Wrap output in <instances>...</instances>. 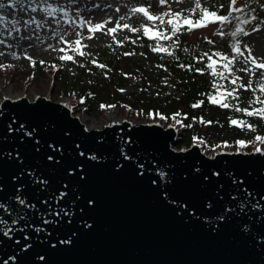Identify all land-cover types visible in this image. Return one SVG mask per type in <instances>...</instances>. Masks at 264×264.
<instances>
[{
	"label": "water",
	"instance_id": "obj_1",
	"mask_svg": "<svg viewBox=\"0 0 264 264\" xmlns=\"http://www.w3.org/2000/svg\"><path fill=\"white\" fill-rule=\"evenodd\" d=\"M62 105L0 104V264H264V151Z\"/></svg>",
	"mask_w": 264,
	"mask_h": 264
},
{
	"label": "trees",
	"instance_id": "obj_2",
	"mask_svg": "<svg viewBox=\"0 0 264 264\" xmlns=\"http://www.w3.org/2000/svg\"><path fill=\"white\" fill-rule=\"evenodd\" d=\"M243 2L244 5L246 2H253L254 8L250 13L255 15L256 11H261L260 15L256 16L258 19L264 20V0H243ZM229 4L230 0H212L211 6L204 3L202 6L223 13ZM169 11L174 12V9L169 7ZM198 16L199 12L190 18L195 20ZM142 21L137 19L134 27L140 28ZM237 26L246 28L247 25H238L236 20H232L230 24L224 25V37L219 44H216L212 38L199 39L195 42L194 47H190L184 38L188 31L187 26L181 23L178 42L174 43L176 37L157 41L162 47L168 49V52L158 53H151L155 40L147 39L142 31L133 32L128 40L123 41L119 37L107 50L98 54L104 58L105 68L98 66L101 61L97 59L80 58V64L75 68V75L69 76L60 61L53 59L47 62L43 61V63L41 60H34V64L33 61H29L27 67L20 69V72L23 76L22 79L30 82L40 76L54 73L57 92L67 97H74L88 111L97 112L119 106L123 108L138 105L139 112L141 111L149 118L150 114L154 117L157 114L162 115L166 123L171 119L179 121L184 134L177 147L188 148L194 139H197L202 141L203 148L208 152L221 142H227L233 148L235 140L240 139L247 143L246 150L250 151L251 143L256 141L255 137L257 135L264 136V121L256 116H248L243 111H235L233 107L222 108L218 103L213 104L209 96H216L218 92L237 88V85L230 82V77L233 79L239 76L238 84L247 86L251 82L255 91L237 88L239 100L228 97L225 102L242 109L247 107L249 111L253 110L261 104H253L252 100L258 96L264 99L257 83V81L262 82L263 80L256 78V74L260 70H255V66L251 65L249 61V68L254 69V75L251 80H246L241 77L240 68L235 66V61H233L230 70H224L220 68L223 61L213 55V59L217 61V67L227 77V79H221L219 76H214L211 69L206 67L210 61L204 55L205 53L212 55L215 52H220L223 55L234 56L231 45L236 41L229 34L235 31ZM166 34L171 36L170 30ZM240 37L238 36V39ZM126 53L131 54L126 55ZM93 60L96 61L95 64L92 62ZM132 60H135L134 64L143 69L141 90L137 94H122L120 89L127 84ZM119 63H123L122 68L119 67ZM181 65L185 67H181ZM189 67L192 68L191 71L188 70ZM196 69H201L203 74L197 72ZM164 78L173 84L174 92L172 94L166 93L167 85L163 82ZM150 84L156 90L153 94L148 89ZM216 85L224 87L218 89ZM194 104L198 106L193 107ZM102 105L106 107L102 108ZM113 105L115 107H108ZM232 120H236L237 123L232 124ZM241 121L244 123H240ZM215 138L220 143L214 142Z\"/></svg>",
	"mask_w": 264,
	"mask_h": 264
},
{
	"label": "rangeland",
	"instance_id": "obj_3",
	"mask_svg": "<svg viewBox=\"0 0 264 264\" xmlns=\"http://www.w3.org/2000/svg\"><path fill=\"white\" fill-rule=\"evenodd\" d=\"M201 2L208 6L212 5V0H201ZM4 3L9 4L11 0H6ZM39 3L41 7L45 6V0H39ZM47 3H50L53 7L64 8L68 15L65 16L62 13H56L54 17H50L47 13L41 11L33 13L30 7H28L29 5L35 6L32 4V0H24V9H19L18 6L17 9L6 7L0 10L7 17L21 21L19 25L21 32L14 33L11 37H8L5 33L3 38L6 39V44L0 45V52L3 53L0 55V96L4 93L14 95L25 92L29 98H32L34 95L48 94L53 103L61 102L66 104L73 112V116L83 120V124L88 128H98L99 125L107 121L108 115L112 114L117 120L124 118L136 125L157 120L163 125L176 126L178 131L182 129L181 124L173 119L166 123L164 119H161L162 115L157 116L159 119H154L152 114H150V118L147 117L141 111L139 112L138 105H135V107L126 106L123 108L119 106L97 112L85 110L80 104V101L76 100L74 97H67L57 92V85L55 84L52 74L40 76L33 82H30L26 79H22L23 76L20 69H25L29 61L41 60L47 62L55 59L60 61L61 66L66 70L69 76H74L75 68L80 64V58L86 60L97 59L101 61V64L98 65L105 66L104 58L98 54L107 50L111 44L119 39V37L125 41L128 40L133 33L122 27L117 29L115 33H108L107 29L116 27L117 23L121 26L124 23H128L134 27L137 19H141L143 20L141 25L150 27L154 31L157 30L155 26L159 24V21H147L142 14H133L130 11L133 6H150V14L156 15H164V13L170 12V7L174 9V12H181L186 15L194 6L193 0H180L179 3L176 2V0H166L164 6H161L158 0H47ZM101 4H111L112 8H114V10L111 11L112 14L106 21H97L91 14V12L101 6ZM248 4L251 5V8H246L245 11L250 13L254 8V3L249 2ZM236 7H244L243 0H237ZM117 8H119V11L116 10ZM229 11L230 7L227 5L223 13L217 12L220 15H227ZM260 13L261 11H256L255 15H260ZM122 16L126 17V19L121 20L120 18ZM33 17L41 22L40 26L36 24L27 26L23 23V21L30 20ZM168 18L169 17L165 16V21H167ZM85 20H91L93 24H105V27L94 34L89 33L87 31V24L83 23ZM260 21L261 20L257 18L256 21L248 24L245 30L252 34L246 37L241 35L239 38L244 56H238L234 61L235 66L240 68L241 77L246 80H251L254 73L244 71L245 68H249L250 66V63L245 65L244 60L247 58L250 61L252 57H255L258 61H264V25L259 24ZM224 25L225 24L215 22L205 27L194 28L192 31L186 32L184 36L185 41L190 47H194L196 44L195 42L199 39L208 40L212 38L216 44H219L224 37V35L219 34ZM257 26H259L261 30L259 32H254L253 29ZM161 29L167 33L170 30V26L165 23L161 26ZM0 33H3L2 28H0ZM89 36L93 38L88 39ZM24 37H31V39H25ZM61 37H64V39L62 40ZM76 39H80L82 42L81 45L78 46L79 50H77V46L74 44ZM8 44H10L11 47H7L6 45ZM155 44H157V40L153 42V46ZM246 46L251 49V56H249ZM61 48L64 49V52L60 51ZM153 52L151 48V53ZM81 53L84 54L81 55ZM61 55L71 56L72 59L62 61L60 59ZM235 55L234 53V56ZM26 57H31V59ZM132 62L127 84L120 89L122 94H137L140 93L141 90L140 84L143 76V69L134 64L135 60H132ZM8 65L11 66L9 67ZM118 65L120 68L123 67V63H119ZM256 75L258 80L262 79V82H264V77L260 75V72ZM231 80L232 78L230 77V81ZM252 81L254 82L255 79ZM163 82L167 85L166 93L172 94L174 92L173 84L167 78H164ZM148 89L152 94L156 91L151 84ZM176 95L178 96V94ZM258 107H264V104L256 108ZM262 121H264V119H262ZM180 137L183 138V136ZM238 141L241 140L239 139ZM180 142L175 148H184L183 146L177 147ZM214 142L220 143L216 138ZM193 144L202 145V141L195 139ZM246 144L247 143H245V146L241 147L238 143H235L234 149H232L230 145H219L210 152L208 151L205 153L209 155L219 152H245ZM257 148L264 151V143L253 141L250 149L256 151Z\"/></svg>",
	"mask_w": 264,
	"mask_h": 264
},
{
	"label": "snow or ice",
	"instance_id": "obj_4",
	"mask_svg": "<svg viewBox=\"0 0 264 264\" xmlns=\"http://www.w3.org/2000/svg\"><path fill=\"white\" fill-rule=\"evenodd\" d=\"M176 2H180V0H176ZM158 3L161 6H164L166 4V0H158ZM194 3V7L192 9L189 10L188 15H184L181 12H166L164 13V15H156V14H150V6L145 7V6H133L130 11L133 14H142V16L144 18H146L147 21H159V24L156 25V29L157 30H153L150 27H146L141 25L140 28L137 27H133L131 25H129L128 23H124L122 26L117 23L116 27L113 28H109L107 29L108 33H115L117 31V29L119 28H123V29H127L131 32H139L143 31V34L145 36H147L149 39H155L157 41H159L161 38L164 40H169L172 37H176L175 42H178V33L180 32L181 29V23H183V25L187 26V30L190 32L192 31L194 28H201V27H205L210 23H215V22H219L220 24H230L232 20H236L238 25H248L254 21L257 20V16L254 14H251L249 12H246L245 9L246 8H251V5L248 4L247 2L245 3L244 7H236L237 4V0H230V11L228 12L227 15H220L218 14L217 11L214 10H210L207 7H203L201 0H193ZM32 4L35 6H31L29 5L28 7H30L31 12L36 13L38 11L47 13L50 17H54L56 13H62L63 15L67 16L68 13L64 10V8L62 7H53L50 3H47V0H45V6L41 7L39 0H32ZM19 6V9H24L25 8V4H24V0H11V3L9 4H5L4 2H2V0H0V10L5 9L6 7H11L14 9H17ZM222 7V6H221ZM18 9V10H19ZM117 11H119V8L116 9ZM197 12H199V16L197 19L193 20L192 18H190L191 16H193L194 14H196ZM235 13H239L241 15H234ZM165 16L169 17L167 19V21H165ZM121 20L126 19V17H121ZM21 21L15 19V18H9L6 15L3 14L2 11H0V28L3 29V33H0V45H5L6 44V39L3 38L4 34L6 33L8 37L13 36L14 33H20L21 32V28L19 27ZM23 23L27 26H31L32 24H36L37 26L41 25V22L36 20L34 17L30 20H25L23 21ZM83 23L87 24V31L89 33H96L98 30H101L105 27V24L102 23H96L93 24L91 20H85ZM107 23V22H105ZM167 24L170 26V33L171 36H169L168 34H166L162 29L161 26L164 24ZM259 24L264 25V20H261L259 22ZM261 29L259 26H257L256 28L253 29L254 32H259ZM220 35H224L223 29H221ZM252 33L248 32L247 30H245L244 27H240L237 26L235 31L231 32L229 35L231 36V38L233 40H235L236 42L233 43L231 45L232 51L236 54L235 56H228V55H223L220 52H215L212 55H208L207 53H205L204 55L207 56L208 61H210L206 67L208 69H211L212 74L214 76H219L221 79H227V77L224 75V72L220 70V68H223L224 70H230L231 66L233 65V61L236 59V57L238 56H244V52L241 50V43L240 40L238 39V36H249ZM79 35V34H78ZM25 39H31V37H24ZM92 36H89L88 39H92ZM61 39L63 40L64 37H61ZM81 40L80 39H76L74 41V44L77 46V50H79V47L81 45ZM209 43H211V41H209ZM7 47H11L10 44L6 45ZM86 47V46H85ZM246 50L249 53V56H251V49L247 48L246 46ZM61 52H64V49L61 48L60 49ZM152 51L154 52H168L167 48L162 47L159 43L155 44L152 47ZM185 51H187V49H185ZM3 53L0 52V55H2ZM84 53H81V55H83ZM131 53H126V55H129ZM169 55H171V53H169ZM213 55L216 57H219L220 60L223 61V64L220 65V68L217 67V61L213 59ZM18 58V57H15ZM31 59V57H26ZM60 59L62 61L64 60H71L72 57L71 56H67V55H61ZM94 64L96 63V61H92ZM41 63H43V61H41ZM245 65H247L249 63V60L246 58L244 60ZM251 65L255 66V70H260V75L262 77H264V61H258L255 57H252L250 60ZM34 64V61H33ZM9 67L11 65H8ZM100 68H104V65H98ZM181 67H185L184 65H181ZM189 71L192 70L191 67L188 68ZM197 72H200L201 74H203V72L201 71V69H196ZM244 71H247L249 73H252L254 71V69L251 68H245ZM240 80L239 76H236L235 78H233L230 82L233 85H237V88H245L246 90H253L255 91L254 86L252 85L251 82L248 83L247 86L245 85H240L237 82ZM258 85H259V91L264 94V82H260L257 81ZM216 87L218 89L223 88V85H216ZM237 88H233L232 90H226L224 92H218V94L216 96H209V99L211 100V102L213 104H219L220 107L222 108H229V107H233L235 111H243L246 115L248 116H256L259 117L261 119H264V107H258V108H254L253 110L249 111L247 107L245 108H240L237 107L234 104H230L228 102H225L226 98L228 97H234L235 99L239 100V95L237 94ZM202 103V101H201ZM253 104H264V99H262L261 97H256L255 99L252 100ZM198 105L194 104L193 107H197ZM106 107L104 105L101 106ZM108 107H115L113 106H108ZM179 115V114H177ZM161 119H164V117H161ZM179 122V121H178ZM232 124H236L237 121L236 120H232L231 121ZM240 123H244L243 121H241ZM255 140L260 142V143H264V136H259L257 135L255 137ZM241 147L245 146V142L244 141H238L237 142ZM257 152H260L261 149L257 148L256 149ZM2 223V222H0ZM10 231V229L6 230L4 232V235H8V232Z\"/></svg>",
	"mask_w": 264,
	"mask_h": 264
},
{
	"label": "bare ground",
	"instance_id": "obj_5",
	"mask_svg": "<svg viewBox=\"0 0 264 264\" xmlns=\"http://www.w3.org/2000/svg\"><path fill=\"white\" fill-rule=\"evenodd\" d=\"M112 10H114V8H112L111 4H101V6H99L97 9H94L93 12H91V14L93 15L94 18H96L97 21H103V20L106 21L110 17V15L112 14L111 13ZM39 97L50 98L48 96V94H46V95L45 94L34 95L32 98H29V96L25 92L14 94V95H8V94L4 93L0 96V104H2L5 100H17V99H24V100H28L31 102V101L35 100L36 98H39ZM62 106H67V105L64 104ZM79 120H80V122L83 123V120H81L80 118H79ZM111 121H117V119H115L112 114H109L107 121L105 123H102L99 126H102L103 124L110 123Z\"/></svg>",
	"mask_w": 264,
	"mask_h": 264
}]
</instances>
